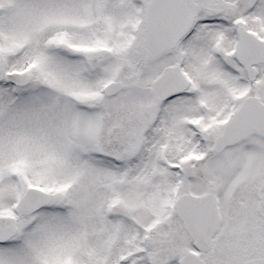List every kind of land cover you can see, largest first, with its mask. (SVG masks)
I'll list each match as a JSON object with an SVG mask.
<instances>
[{
    "label": "snow or ice",
    "instance_id": "obj_1",
    "mask_svg": "<svg viewBox=\"0 0 264 264\" xmlns=\"http://www.w3.org/2000/svg\"><path fill=\"white\" fill-rule=\"evenodd\" d=\"M0 264H264V0H0Z\"/></svg>",
    "mask_w": 264,
    "mask_h": 264
}]
</instances>
